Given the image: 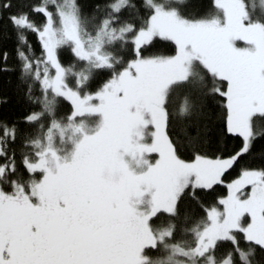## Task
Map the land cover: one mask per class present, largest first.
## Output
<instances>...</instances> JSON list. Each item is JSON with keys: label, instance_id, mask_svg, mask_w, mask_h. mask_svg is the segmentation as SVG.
Instances as JSON below:
<instances>
[{"label": "snow or ice", "instance_id": "1", "mask_svg": "<svg viewBox=\"0 0 264 264\" xmlns=\"http://www.w3.org/2000/svg\"><path fill=\"white\" fill-rule=\"evenodd\" d=\"M0 78V264H264V0H0Z\"/></svg>", "mask_w": 264, "mask_h": 264}, {"label": "trees", "instance_id": "2", "mask_svg": "<svg viewBox=\"0 0 264 264\" xmlns=\"http://www.w3.org/2000/svg\"><path fill=\"white\" fill-rule=\"evenodd\" d=\"M12 86L7 81H5L3 78H0V92H11ZM217 192L221 194H226V189L221 186L217 188Z\"/></svg>", "mask_w": 264, "mask_h": 264}, {"label": "rangeland", "instance_id": "3", "mask_svg": "<svg viewBox=\"0 0 264 264\" xmlns=\"http://www.w3.org/2000/svg\"><path fill=\"white\" fill-rule=\"evenodd\" d=\"M155 154H153V156H154Z\"/></svg>", "mask_w": 264, "mask_h": 264}]
</instances>
